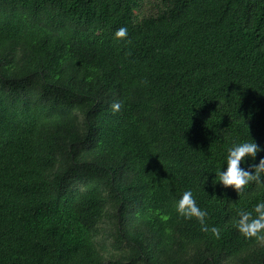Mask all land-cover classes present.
<instances>
[{
	"label": "trees",
	"instance_id": "trees-1",
	"mask_svg": "<svg viewBox=\"0 0 264 264\" xmlns=\"http://www.w3.org/2000/svg\"><path fill=\"white\" fill-rule=\"evenodd\" d=\"M251 138L264 0H0V264H264L214 177Z\"/></svg>",
	"mask_w": 264,
	"mask_h": 264
},
{
	"label": "clouds",
	"instance_id": "clouds-1",
	"mask_svg": "<svg viewBox=\"0 0 264 264\" xmlns=\"http://www.w3.org/2000/svg\"><path fill=\"white\" fill-rule=\"evenodd\" d=\"M114 36L118 39L126 37L127 28L120 27ZM119 107V103L112 105L114 111ZM261 151H264V146L259 145L253 138L233 143L226 149V167L214 173V177L218 178L215 185L223 189L231 187L239 194L250 182L264 183V157H260L259 162H256V157ZM175 209L179 215L187 219L195 217L201 224L202 231L210 230L213 234H219L215 226L209 229L205 224L207 212L198 206L191 190L183 192L175 204ZM238 216L236 222L238 231L245 237H255L264 243V200L258 201L252 211L241 209Z\"/></svg>",
	"mask_w": 264,
	"mask_h": 264
}]
</instances>
